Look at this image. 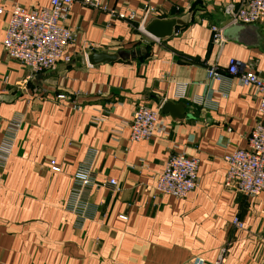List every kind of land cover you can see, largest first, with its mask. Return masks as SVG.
Returning <instances> with one entry per match:
<instances>
[{
    "label": "crops",
    "instance_id": "1",
    "mask_svg": "<svg viewBox=\"0 0 264 264\" xmlns=\"http://www.w3.org/2000/svg\"><path fill=\"white\" fill-rule=\"evenodd\" d=\"M96 1L73 0L65 21L76 34L70 61L21 85L30 71L2 45L10 10L50 3L0 0V264H190L195 255L211 264L224 245L228 264H264V191L248 197L223 184V156L245 148L264 115L253 87L207 76L210 66L224 73L234 57L254 60L264 77V16L231 24L224 8L239 0ZM143 15L146 26L175 21L172 34L140 32ZM213 25L223 28L222 45ZM87 43L96 48L86 51ZM90 52L107 60L90 64ZM166 101L184 103V116L162 113ZM142 105L159 109L164 130L131 141L132 113ZM177 152L198 159L197 187L184 197L158 194L156 180ZM84 162L97 184L84 190L81 216L69 198Z\"/></svg>",
    "mask_w": 264,
    "mask_h": 264
},
{
    "label": "built area",
    "instance_id": "2",
    "mask_svg": "<svg viewBox=\"0 0 264 264\" xmlns=\"http://www.w3.org/2000/svg\"><path fill=\"white\" fill-rule=\"evenodd\" d=\"M92 6H99L96 0H84ZM49 6L38 9H25L20 3H14L10 10V18L5 27L2 45L9 57L18 60L29 69L31 75L52 69L58 61H70L66 55L68 45L75 41V32L66 25V18L73 0H49ZM0 8V12H2ZM224 13L229 17L231 24H252L258 22L264 16V0H239L237 6L228 4ZM124 17V14H120ZM128 19L135 18L134 13L127 15ZM138 30L151 36L146 31V15H143L137 26ZM212 38L219 45L225 42L223 28L217 25L211 27ZM153 37V36H152ZM159 39V38H156ZM94 43H87V50H94ZM85 51V52H86ZM86 55V53H84ZM226 75V76H225ZM207 76L217 80L228 77L234 79L243 86L253 87L258 97V111L264 115V77L255 70V61H247L230 57L225 72L222 73L214 66L207 69ZM185 85L178 87V97H183ZM60 95L59 97H63ZM159 109L147 106L137 107L133 113L130 129V140L141 141L151 138L156 132L164 130L159 120ZM19 122H13L17 128ZM6 157H0V165H4ZM223 160L227 164L226 176L223 184L234 192L248 197H256L264 191V123L258 122L251 130L248 143L245 148H236L233 152L225 154ZM50 168L59 172L61 167L54 159L50 160ZM198 159L188 157L184 153L171 154L165 162L163 170L159 174L155 191L158 194H168L175 197H184L193 191L198 184ZM91 163L78 165L73 173L70 203L72 208L80 211L81 216L85 209L83 201L84 190L96 185ZM115 190L117 181L110 178L105 181ZM124 218V216H122ZM232 223L242 228V222L234 217ZM190 264H206L202 255H195ZM211 264H228L227 247L222 246Z\"/></svg>",
    "mask_w": 264,
    "mask_h": 264
},
{
    "label": "water",
    "instance_id": "3",
    "mask_svg": "<svg viewBox=\"0 0 264 264\" xmlns=\"http://www.w3.org/2000/svg\"><path fill=\"white\" fill-rule=\"evenodd\" d=\"M175 21L173 20H153L146 26V31L156 38H164L172 34ZM118 56L121 58L128 57L124 51H119ZM107 55L103 52H90L87 54V60L90 64L107 60ZM162 113H169L173 118H182L184 116V103H174L166 101L161 106Z\"/></svg>",
    "mask_w": 264,
    "mask_h": 264
}]
</instances>
